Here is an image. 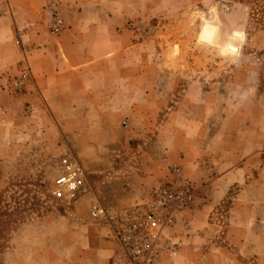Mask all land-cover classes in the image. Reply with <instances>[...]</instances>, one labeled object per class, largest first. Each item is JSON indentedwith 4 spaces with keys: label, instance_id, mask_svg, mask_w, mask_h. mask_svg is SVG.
<instances>
[{
    "label": "rangeland",
    "instance_id": "374dc122",
    "mask_svg": "<svg viewBox=\"0 0 264 264\" xmlns=\"http://www.w3.org/2000/svg\"><path fill=\"white\" fill-rule=\"evenodd\" d=\"M262 2L96 0L91 13L92 23L106 22L115 34H126L127 41L131 45L139 44V52L144 55L145 87L160 108L157 114L148 115L152 126L146 139L164 119L168 107L176 106L182 110V128L202 127L204 146L211 154L208 164L217 166L210 177L237 167L245 157L250 158L242 164L240 182L230 188L213 211L215 226L210 231L213 237L208 241L187 237L192 228L187 215L198 197L200 185L189 176L184 164L171 163L167 174L152 189L146 203L156 187L172 178L173 166L177 165L195 190L192 201L177 213L176 224L165 231L164 245L169 244L175 255L164 249L162 256L170 254L177 264H189L185 249L191 246L197 254L193 260L197 261H200L198 255L215 252L222 245L233 251L234 244L227 237L223 241L221 236L229 232L228 216L240 187L256 185L258 200H262L264 15L258 11ZM0 16L13 24L14 14L8 0H0ZM69 21V17L55 10L45 23L46 31L50 36H58ZM32 78L31 67L25 63L3 87L13 99L12 110H0V255L11 248L16 233L18 250L44 252L46 234L68 235L79 231L80 225L111 228L91 216L96 195L90 181L97 195L103 198L96 175L98 171L103 175L107 168H113L114 162H110L108 153L118 160L121 155L131 158L142 155V148L146 146L139 145L146 141L145 137L127 146L93 145L85 147V160L80 158L78 147L54 122L52 115L44 108H31L29 102L22 100L33 83ZM68 155L77 158L84 167L91 190L72 203L58 200L52 192L61 161ZM103 206L117 216L129 211L108 204ZM54 220L58 223H53ZM175 238L178 242L173 241ZM32 260L33 264H44V255ZM0 264L8 263L0 261Z\"/></svg>",
    "mask_w": 264,
    "mask_h": 264
},
{
    "label": "crops",
    "instance_id": "0c3cea01",
    "mask_svg": "<svg viewBox=\"0 0 264 264\" xmlns=\"http://www.w3.org/2000/svg\"><path fill=\"white\" fill-rule=\"evenodd\" d=\"M8 1L14 19L10 24L9 19L0 16V110H12L13 98L3 87L28 63L33 83L22 100L29 102L31 108H44L52 115L78 147L80 158L84 159L85 147L127 146L145 137L146 141L139 144H146L142 155L131 158L121 155L118 160L108 153L113 168H107L103 175L98 171L96 175L103 198L97 195L90 181L96 195L94 205L108 204L123 211L144 212L152 189L167 174L169 165L179 162L200 185L198 197L187 215L192 226L187 237L205 241L213 237L210 232L215 226L213 211L230 188L240 182L242 164L250 158L245 157L237 167L210 177L217 166L208 164L211 154L204 146L202 127L182 128V110L176 106L168 107L164 119L146 139L152 126L148 115L157 114L160 108L145 87L144 55L139 52V44L131 45L127 41L126 34H115L106 22L102 25L91 22L96 0ZM55 10L70 21L60 35L50 36L45 23ZM257 191L256 185L248 184L236 192L228 216L229 232L221 236L223 241L227 237L234 244L233 251L222 245L215 252L198 255L200 261H197L193 260L197 256L194 247H187V263L256 264L259 261L264 264V189L262 200H258ZM53 223L57 224L58 220ZM18 241L16 233L11 248L0 255V261L33 264V258L44 255V264H116L120 252L119 242L110 228L86 225H80L79 231L68 235H44V252L20 251ZM172 260L166 254L157 264H177Z\"/></svg>",
    "mask_w": 264,
    "mask_h": 264
},
{
    "label": "built area",
    "instance_id": "2783aa9c",
    "mask_svg": "<svg viewBox=\"0 0 264 264\" xmlns=\"http://www.w3.org/2000/svg\"><path fill=\"white\" fill-rule=\"evenodd\" d=\"M60 168L52 191L55 198L72 203L90 193L86 171L77 158L64 157ZM194 193L182 169L174 165L172 178L153 190L144 212L136 209L117 216L97 203L90 213L93 219L109 224L117 238L120 252L116 264H157L164 249L175 255L169 244L164 245L165 231L176 224L177 213L192 201Z\"/></svg>",
    "mask_w": 264,
    "mask_h": 264
},
{
    "label": "trees",
    "instance_id": "16d2710c",
    "mask_svg": "<svg viewBox=\"0 0 264 264\" xmlns=\"http://www.w3.org/2000/svg\"><path fill=\"white\" fill-rule=\"evenodd\" d=\"M260 7V9H258V11L259 12H261L263 15H264V3L262 2V4L261 5H259Z\"/></svg>",
    "mask_w": 264,
    "mask_h": 264
},
{
    "label": "bare ground",
    "instance_id": "6f19581e",
    "mask_svg": "<svg viewBox=\"0 0 264 264\" xmlns=\"http://www.w3.org/2000/svg\"><path fill=\"white\" fill-rule=\"evenodd\" d=\"M201 14V13H200ZM236 53V52H235ZM174 60H176L175 58H174ZM187 67V66H186ZM183 72V71H182Z\"/></svg>",
    "mask_w": 264,
    "mask_h": 264
}]
</instances>
